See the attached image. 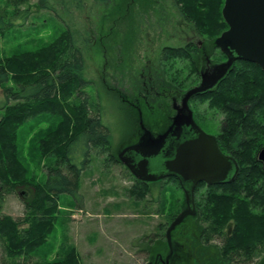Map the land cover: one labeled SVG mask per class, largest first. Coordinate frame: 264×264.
I'll return each mask as SVG.
<instances>
[{
	"label": "trees",
	"instance_id": "1",
	"mask_svg": "<svg viewBox=\"0 0 264 264\" xmlns=\"http://www.w3.org/2000/svg\"><path fill=\"white\" fill-rule=\"evenodd\" d=\"M8 1L16 8L12 18L0 17L1 33L25 26L33 12L20 8L28 0ZM174 3L198 35L208 38L207 43L215 42L229 29L222 14L225 0H174ZM128 4V0H123L116 11L114 7L112 24L118 16L127 13ZM35 6L41 10L51 8L46 0H38ZM73 33L68 26L52 43L36 45L34 51L18 53L0 64L3 93L0 100V200L17 189H34L33 198L25 201L24 218L0 215V242L5 254L9 258L23 257L22 264H30L29 258L47 244L56 225L58 198L63 194L74 199L84 198L79 191L94 161L95 150L102 147L109 152L108 160L119 162L111 149V132L103 123L102 109L90 103L84 90L90 82L84 76L83 50ZM204 51L207 52V48ZM219 51L220 59L226 61L227 56ZM202 52L194 44L164 48L161 64L179 60L187 63L190 70L182 79L180 73L173 72V63L169 64L165 77L170 72L173 74L169 81L163 80V85L158 83L159 87L169 89L175 96L195 88L198 79L190 80L191 85L185 83L188 76L199 78ZM205 96L212 97L211 106L222 117L216 135L218 146L224 154L235 158L239 174L229 185L197 187L195 216L199 242L192 253L198 264H249L250 261L263 264L264 163L259 161L258 153L264 149V72L255 64L237 61L213 90L197 98ZM50 114L60 117L61 121L46 131L45 138L38 143L39 152L44 158L53 159V163L46 167L44 181L37 183L22 161L20 128L30 119ZM170 181H175L182 189L176 179ZM152 186L136 179V186L128 192L142 197L152 193ZM162 187L158 192L159 196L163 195L160 198L163 201L158 202L161 205L157 211L167 213L166 194L171 197V207L167 221L158 224V231L142 238L147 241L139 250L147 255L145 264L151 260V244L166 237L169 227L187 208L182 191L179 198L175 191ZM202 187L204 192L200 190ZM212 240L218 244L208 245ZM211 249L214 251H209ZM35 264H81V256L71 247L53 261Z\"/></svg>",
	"mask_w": 264,
	"mask_h": 264
},
{
	"label": "rangeland",
	"instance_id": "2",
	"mask_svg": "<svg viewBox=\"0 0 264 264\" xmlns=\"http://www.w3.org/2000/svg\"><path fill=\"white\" fill-rule=\"evenodd\" d=\"M122 1L46 0L51 8L41 10L35 6L38 0H28L20 7L33 11L25 26L0 32L1 64L18 53L34 51L36 45L52 43L68 26L73 30L83 50L84 76L90 82L84 90L90 103L102 109V120L111 132V149L117 158L128 148L165 134L177 115L175 107L181 105L187 93L175 96L169 89L159 87L158 83L163 85V80L171 77L172 72L165 77L169 64L173 63V72L180 73L182 79L190 70L187 63L179 60L161 64L164 48H184L188 44L207 48L200 55V72L212 71L226 62L220 59L216 40L206 47L208 38L198 35L195 27L184 20L174 0H128L127 13L112 24L113 9L116 7V11ZM15 8L8 0H0V17L12 18ZM188 77L185 85L197 79L196 87L201 85L200 73V79ZM211 98H197L189 107L202 130L216 137L222 117L211 106ZM60 121L56 115H44L28 120L20 128L22 161L37 183L44 181L46 167L53 163V159L42 156L38 143ZM108 156L102 147L95 150L79 191L83 199L68 194L58 198L54 230L47 244L29 258L30 264L53 261L71 247L79 252L81 264L147 263V255L139 251L147 242L142 238L158 231V224L167 221L171 207V197L166 194L167 213H158V202L163 201L158 189L163 186L175 191L179 198L183 190L171 178L152 183L149 195H132L128 190L136 186V179L123 164L108 160ZM33 190L17 189L1 199L0 215L24 218L25 201L33 198ZM200 190L204 192L205 188ZM198 237L197 217L188 216L173 230L170 241L164 237L151 244L152 263L163 260L168 264H198L192 253ZM214 244L218 243L212 240ZM23 262V257H7L0 242V264Z\"/></svg>",
	"mask_w": 264,
	"mask_h": 264
},
{
	"label": "water",
	"instance_id": "3",
	"mask_svg": "<svg viewBox=\"0 0 264 264\" xmlns=\"http://www.w3.org/2000/svg\"><path fill=\"white\" fill-rule=\"evenodd\" d=\"M222 14L229 29L215 43L227 61L204 72L201 85L186 93L181 105L175 107L177 115L165 134L118 155L119 162L143 183L171 178L179 182L187 208L169 227L168 241L177 226L188 216H195L199 185H229L239 174L235 158L224 154L216 137L198 126L189 103L215 87L237 61L255 64L264 72V0H225ZM258 159L264 163V149Z\"/></svg>",
	"mask_w": 264,
	"mask_h": 264
},
{
	"label": "flooded vegetation",
	"instance_id": "4",
	"mask_svg": "<svg viewBox=\"0 0 264 264\" xmlns=\"http://www.w3.org/2000/svg\"><path fill=\"white\" fill-rule=\"evenodd\" d=\"M198 49L201 50V51L203 50V48H202V47H199V46H198ZM203 51H204V50H203ZM226 61H227V60H226ZM206 71H209V70L206 69L205 72H206ZM209 72H210V71H209ZM203 73H204V72H200L201 78H202ZM215 87H216V86H215ZM215 87H213L212 90H213ZM209 91H210V90H209ZM143 97L146 98L147 96L144 95ZM176 107H178V106H176ZM193 116H194V114H193ZM194 120L196 121V123H197L198 126H199V123H198V121L196 120L195 117H194ZM172 123H173V122H171V125H172ZM170 127H171V126H170ZM199 127H200V126H199ZM200 128H201V127H200ZM201 129H202V128H201ZM203 131H204V130H203ZM207 134H208V133H207ZM165 239H167V238L165 237ZM208 245H211V242L208 243ZM209 251H214V249H211V250H209ZM262 262H263V261H262ZM149 264H168V261H167V262H164L163 260H158V261L152 263V261L150 260ZM249 264H253V263L250 261ZM263 264H264V263H263Z\"/></svg>",
	"mask_w": 264,
	"mask_h": 264
}]
</instances>
